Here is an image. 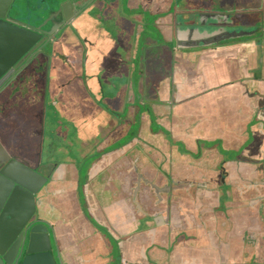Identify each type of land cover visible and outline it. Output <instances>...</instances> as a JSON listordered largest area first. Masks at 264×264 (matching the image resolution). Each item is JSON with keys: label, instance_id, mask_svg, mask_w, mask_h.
I'll return each mask as SVG.
<instances>
[{"label": "crops", "instance_id": "obj_1", "mask_svg": "<svg viewBox=\"0 0 264 264\" xmlns=\"http://www.w3.org/2000/svg\"><path fill=\"white\" fill-rule=\"evenodd\" d=\"M186 9L264 13V0H183ZM249 18L258 38L154 50L139 57L143 70L118 71L110 103L139 109L134 133L98 134L93 120L88 144L75 136L68 152L44 154L42 165L63 164L36 215L58 264H264V192H251L264 191V16Z\"/></svg>", "mask_w": 264, "mask_h": 264}, {"label": "flooded vegetation", "instance_id": "obj_2", "mask_svg": "<svg viewBox=\"0 0 264 264\" xmlns=\"http://www.w3.org/2000/svg\"><path fill=\"white\" fill-rule=\"evenodd\" d=\"M131 1L0 0V144L29 168L53 171L54 183L60 181L63 164L45 168L44 154L68 152L78 141L73 140L75 136L84 137L86 141H82L88 144L86 126L91 127V121H95L96 133L109 128H121L125 135L135 132L139 109L130 112L125 106L116 111L110 103L119 96L115 81L118 71L143 70L139 57L154 50L165 54L171 47L177 51L176 25L180 32L186 26L187 13L193 15L190 24L196 25L198 18L194 15L198 12H218L183 10V0H138L141 7L149 1L147 10L138 11ZM221 12L231 14L233 24L219 26L242 28L235 23L234 12ZM121 18L128 19L126 33L120 28ZM260 24H254L259 30L255 38L260 36ZM20 27L39 35L35 46L41 47L31 55H37L35 67L28 65L30 52L13 31ZM123 37L133 57L124 70L119 57ZM245 40L251 39L226 44ZM164 70L162 65L157 69ZM15 155L26 157L28 163ZM38 163L40 167L35 168ZM260 190L257 186L251 192L258 198L263 196Z\"/></svg>", "mask_w": 264, "mask_h": 264}, {"label": "water", "instance_id": "obj_3", "mask_svg": "<svg viewBox=\"0 0 264 264\" xmlns=\"http://www.w3.org/2000/svg\"><path fill=\"white\" fill-rule=\"evenodd\" d=\"M191 16L190 13L186 14V26L180 32L176 25L177 51H193L241 39H255L259 31L256 27L219 26L233 24L229 13L198 12L194 15L198 18L196 25L190 24ZM210 23L218 26L209 27ZM13 31L18 34V40L26 52H30L29 57L41 47L35 46L39 36L35 31L23 27ZM36 57V54L31 56L30 67L36 66ZM137 112L135 110L134 113ZM45 171L31 169L18 162L0 144V264H58L49 225L36 218L37 202L51 194L50 189L54 184L53 171Z\"/></svg>", "mask_w": 264, "mask_h": 264}, {"label": "rangeland", "instance_id": "obj_4", "mask_svg": "<svg viewBox=\"0 0 264 264\" xmlns=\"http://www.w3.org/2000/svg\"><path fill=\"white\" fill-rule=\"evenodd\" d=\"M245 15L248 18H244V17H246ZM251 16L254 18L255 17L259 18V17H263L264 13H261V12H259V13H257V12H243V11H238V12L233 13V19L235 20V23L241 27H246V28L253 26L255 24V22L259 21L258 19L249 18ZM30 119H33V118H30ZM1 143H2V141H1ZM29 149H31V148H29ZM16 157L19 158L18 160H23V161L26 160L25 159L26 157H24V156L20 157L17 155ZM25 162H27V161H25Z\"/></svg>", "mask_w": 264, "mask_h": 264}, {"label": "built area", "instance_id": "obj_5", "mask_svg": "<svg viewBox=\"0 0 264 264\" xmlns=\"http://www.w3.org/2000/svg\"><path fill=\"white\" fill-rule=\"evenodd\" d=\"M123 264H125V262L123 261Z\"/></svg>", "mask_w": 264, "mask_h": 264}]
</instances>
